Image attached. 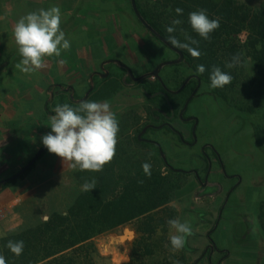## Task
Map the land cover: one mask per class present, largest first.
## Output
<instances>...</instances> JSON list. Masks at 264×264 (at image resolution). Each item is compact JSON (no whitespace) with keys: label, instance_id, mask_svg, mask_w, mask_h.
I'll use <instances>...</instances> for the list:
<instances>
[{"label":"rangeland","instance_id":"obj_1","mask_svg":"<svg viewBox=\"0 0 264 264\" xmlns=\"http://www.w3.org/2000/svg\"><path fill=\"white\" fill-rule=\"evenodd\" d=\"M137 2L151 19H155L162 12L164 0ZM238 2L257 9L264 0ZM65 7H78L80 21L78 25H73L74 36L65 35L71 47L62 52L67 61L72 58L81 60L74 63L62 79L63 89L69 88L71 91L70 87L77 85L75 102L79 99L80 103L83 100L94 101L96 98L112 99L114 93L123 102L140 99L142 106H139V111L144 113L140 118L143 121L141 124L158 125L160 122L155 120V116L162 114L158 111L151 113V110H167L165 100L159 95L153 99L147 95L141 97L145 84H157L154 76L134 82L133 91L122 90L121 88L126 87L125 72L116 64H108V75L96 78L95 91L86 97L90 88L89 79L95 71L104 73L100 65L109 59L120 60L130 67L135 76H141L163 62L175 60L176 54L141 24L130 0H65ZM246 38L247 33L243 32L241 42H245ZM73 52L76 53L75 57ZM83 52L85 55L77 57ZM253 69V64L248 61L243 70L245 82L246 78L253 75ZM190 75L192 71L186 62L165 66L161 71L164 82L173 90ZM56 82L49 80L50 94L46 102L49 111L54 112L57 105L63 104L78 107L80 103L75 105L68 99L72 96L61 97L54 93L58 92L54 89ZM188 96L189 94L186 97ZM186 97L177 99L178 111ZM187 114L198 120L195 145H186L165 129L151 131L147 138L161 144L173 168L190 172L197 170L202 181L208 178V184L203 185L194 174L188 175L185 186L177 192L169 210L154 214L156 221L163 220V224L158 226L153 235H144L143 222L136 220L96 237L93 241L101 256L106 259L105 264H176L177 261L179 264H263V238L254 230L249 232L247 224L248 221H256L261 208H264V148L257 143L255 135L258 118L250 113L240 112L216 98L212 95V87L204 83H201L196 97L190 102ZM171 123L183 133L186 141L192 140V124H185L178 119ZM49 126L50 122L43 121L42 133L46 128L51 132ZM40 131L39 129L37 134ZM207 145L210 146L207 153L212 162L209 169L203 153V147ZM214 152L218 154L220 162ZM72 188L69 184L65 192L61 189V194H76L78 190L73 191ZM54 194L53 191L45 193L43 200L35 199L31 205L21 207L13 214L7 207L1 208L0 228L5 222L13 225L14 229L29 220L40 224L47 220L45 217L49 218L55 212L65 213L69 207L58 205L61 200L53 198ZM66 202H70V199ZM35 203L36 207H33ZM170 219L190 223L194 232V235L187 238L185 247L175 252L170 244V235L175 234V230L167 223ZM126 229L133 233L132 237L127 236ZM209 238L219 250L229 251L227 259L223 258L222 252L210 250L212 243Z\"/></svg>","mask_w":264,"mask_h":264},{"label":"trees","instance_id":"obj_2","mask_svg":"<svg viewBox=\"0 0 264 264\" xmlns=\"http://www.w3.org/2000/svg\"><path fill=\"white\" fill-rule=\"evenodd\" d=\"M137 5L142 16L166 40L169 35L166 28L173 19H180L183 23L176 26L174 33L177 39L186 42L184 33L180 31L182 28L187 35L199 41V51L202 53L199 58L180 49L192 71L187 95L200 82L210 86L209 76L214 65L233 77L232 82L223 88H212V95L238 111L258 118L256 141L264 148V2L257 9H251L238 0H164L162 12L155 19H151L138 2ZM176 8L183 9V15L177 16ZM200 9H206L210 19L219 18L220 21V27L211 33L210 40L199 37L188 21L189 13ZM243 32L247 33V38L242 43L240 36ZM236 54H242L240 65L227 68L226 63ZM248 61L254 69L253 75L245 82L243 70ZM200 64L206 67L203 75L196 73V67ZM124 83L126 86L134 84L126 80ZM162 90V84L158 82H148L143 88L151 99ZM181 93V96H187L185 91ZM170 101L172 104L178 103L177 100ZM145 126L141 122H119L115 158L102 172L77 170L75 178L81 186L86 180L95 178L96 188L90 192L82 191L65 213L55 212L36 226L1 238L0 255L5 257L7 264H105L106 259L93 241L96 237L136 220L143 222L144 235H153L163 224V220L156 221L154 214L169 210L171 201L185 186L186 177L194 174L197 178L198 173L197 170L190 172L173 168L167 157L166 160L162 157L158 141L144 135L140 137ZM153 128L155 131L165 129L183 142V134L171 125L169 128ZM46 151H41L39 158ZM215 155L219 159L218 154ZM145 162L152 166L150 177L143 172ZM34 165L29 163L19 174L0 182V190L12 187L23 179ZM247 224L248 231L261 234L264 241V208H261L256 221H248ZM209 239L212 243L210 250L222 252L223 258L227 259L229 251L219 250ZM10 240L24 242L20 256L17 257L6 247Z\"/></svg>","mask_w":264,"mask_h":264},{"label":"crops","instance_id":"obj_3","mask_svg":"<svg viewBox=\"0 0 264 264\" xmlns=\"http://www.w3.org/2000/svg\"><path fill=\"white\" fill-rule=\"evenodd\" d=\"M53 6L60 8V26L65 35L74 36L73 25L79 24L80 10L78 7L66 8L65 0H0V182L19 174L23 167L30 163L28 160L43 149L41 138L49 133L48 128L42 133L43 121L50 122V116L55 114L49 111L46 103L50 94L49 80L57 81L54 88L58 91L54 92L56 95L72 96L68 99L73 104L80 103L78 98L75 102V95H78L77 85L70 87L71 91L69 88L64 90L62 81L74 63L81 60L80 58L67 61L62 52L60 57L46 58L47 67L31 74L22 73L16 68L21 57L13 37L15 23L29 12L41 8L47 10ZM73 55L75 57L76 53L73 52ZM80 55H85V52L78 54L77 57ZM121 89L133 91L134 87L126 86ZM114 94L112 99L96 98L94 101L108 102L119 122H143L140 119L144 116V113L139 111V106H142L140 99L123 102L118 94L116 96ZM141 97H146L143 90ZM39 129L41 131L37 134ZM77 170H71L63 164L60 157L47 150L35 162L28 175L18 180L12 187L0 190V209L7 207L13 214L17 209L27 207V204L31 205L35 199L43 200L44 194L50 191L55 193L53 198L61 200L58 205L70 207L82 192V186L75 178ZM69 184L73 191L78 192L72 195L61 194V189L65 192ZM69 199L70 202L67 203ZM36 203L33 207H36ZM8 223L5 222L1 226L0 239L38 224L29 220L14 229V226Z\"/></svg>","mask_w":264,"mask_h":264},{"label":"clouds","instance_id":"obj_4","mask_svg":"<svg viewBox=\"0 0 264 264\" xmlns=\"http://www.w3.org/2000/svg\"><path fill=\"white\" fill-rule=\"evenodd\" d=\"M175 12L177 16L183 15L181 8H176ZM188 21L192 30L203 40H210L211 33L220 27L219 18L210 19L206 9L189 13ZM182 23L180 19L172 20L171 25L166 28L169 34L167 40L175 48L184 49L192 57L199 58L202 53L199 51L198 40L187 35L182 28L180 31L184 33L186 42H181L174 35L176 26ZM60 25L61 12L57 6L47 10L41 8L22 16L13 27L14 41L21 57L16 68L22 73L31 74L47 67L46 58L60 57L62 50L67 51L71 44ZM241 55H234L225 66L231 69L240 65ZM205 71L204 65H197V75H203ZM209 79L210 87L216 89L230 84L233 77L214 65ZM54 112L55 114L49 118L51 132L41 138L43 146L49 153L60 157L63 164L73 171L78 169L102 172L115 158L118 143L119 121L116 114L111 111L109 103L83 101L75 108L63 104L57 105ZM151 167L147 162L142 165L143 172L148 177L151 176ZM96 184L95 178L86 180L82 185V191L90 192L96 188ZM167 223L175 230V234L170 235L172 250L175 252L183 249L187 238L194 235L191 224L181 222L179 219H170ZM6 247L18 257L23 253L24 242L10 240ZM0 264H7L3 255H0Z\"/></svg>","mask_w":264,"mask_h":264},{"label":"flooded vegetation","instance_id":"obj_5","mask_svg":"<svg viewBox=\"0 0 264 264\" xmlns=\"http://www.w3.org/2000/svg\"><path fill=\"white\" fill-rule=\"evenodd\" d=\"M163 44V43H162ZM166 46V45H165ZM167 47V46H166ZM167 48H169V47H167ZM169 50H171V51H173L175 54H176V58H175V60L176 59H178L179 58V56H178V54L174 51V50H172V49H170L169 48ZM116 60H118V59H109V60H106V61H104V62H102L101 63V65H100V68H101V70H103L104 71V73H102V72H100V71H95V72H93L92 74H91V76H90V88H89V90H88V92H87V94H86V96H89V95H91L94 91H95V85H94V82H95V79L96 78H103V77H105V73L106 72H108L107 71V69H106V67L108 66V64H116V65H118V66H120L121 67V65L119 64V63H117V62H115ZM118 61H120V60H118ZM121 62V61H120ZM185 62V57H184V59H183V61H182V63H184ZM182 63H180V64H182ZM124 64V63H123ZM129 67V66H128ZM122 69H123V71L125 72V80L126 81H131L132 83L133 82H136L135 80H132L131 78H130V76H129V74H128V72H127V70L126 69H124L123 67H121ZM130 68V67H129ZM132 71V70H131ZM162 71V70H161ZM133 73V72H132ZM134 75V74H133ZM143 75V74H142ZM93 76V77H92ZM160 76H161V72H160ZM134 77H139V76H135L134 75ZM189 77H192L191 75L189 76ZM189 77H187L186 79H185V81L189 78ZM161 78H162V76H161ZM91 79H93V89H91V87H92V85H91ZM156 80H157V82L158 83H160V84H162V88H163V90L162 91H159V96H161L162 98H163V100H165V102H166V107H167V110H163V109H160V108H153L152 110H151V113H155L156 111H158V112H161V114L162 115H157V116H155V120H157V121H159L160 123L158 124V125H156V124H153V123H147L146 124V126L145 127H149L148 128V130H151V131H155V128H153V127H158V128H164V127H166V128H169V126L171 125V126H173L172 125V123L171 122H174V121H176L177 119L178 120H180L181 122H184L185 124H187V123H189V124H192V131H191V136H192V140L191 141H186L185 139H183V143H185L186 145H188V146H193V145H195L196 143H197V141H195V138H194V134H193V126H194V123L196 122V120H197V118L196 117H194V116H190V115H188L187 114V111H188V108H187V110L184 112V114H183V116L181 117L180 116V114H181V112H182V110H183V108H184V105H185V103H186V101L188 100V98L191 96V94L193 93V92H191V94L186 98V100H185V102H184V104H183V106L181 107V109L178 111V109H177V103H175V104H172L171 103V101L170 100H177V99H180L181 97H183V96H181V92H183V91H185V94L187 95V90L189 89H187V86L190 84V81H191V79H190V81L186 84V86L179 92V93H176L179 89H180V87L185 83V81L181 84V86L178 88V89H176V90H173V89H171V88H169L167 85H166V83L164 82V80H163V78H162V81L163 82H161L159 79H157L156 78ZM196 94H197V92H196ZM195 94V95H196ZM189 107V106H188ZM162 117H163V119H162ZM193 118V119H192ZM188 119H190V120H188ZM197 122H198V120H197ZM144 127V128H145ZM174 127V126H173ZM175 128V127H174ZM177 131H179L177 128H175ZM146 131V133H144L143 135L147 138V134L149 133V131ZM161 130V129H160ZM150 131V132H151ZM157 131V130H156ZM179 132H181V131H179ZM182 133V132H181ZM183 134V133H182ZM183 138H184V136H183ZM210 148V146H205V147H203V153L205 154V162H206V164H207V167H208V169L211 167L210 165H211V158H210V156H208V153H207V150ZM215 154V153H214ZM215 157H216V159H217V161H219L220 162V160L218 159V157L215 155ZM197 173H198V171H197ZM209 173V172H208ZM198 176H199V173H198ZM200 182H202V184L203 185H207L208 184V178L206 177V178H204V180L202 181L201 180V178H200V176H199V179H198Z\"/></svg>","mask_w":264,"mask_h":264},{"label":"water","instance_id":"obj_6","mask_svg":"<svg viewBox=\"0 0 264 264\" xmlns=\"http://www.w3.org/2000/svg\"><path fill=\"white\" fill-rule=\"evenodd\" d=\"M131 1V5H132V8H133V11H134V13H135V15L137 16V18H138V20L141 22V24L148 30V31H150L160 42H162L164 45H166L167 47H169L170 49H172V50H174L177 54H178V56H179V58L178 59H176V60H172V61H167V62H163V63H161V64H159L154 70H152L151 72H148V73H145V74H143V75H141V76H139V77H134V75H133V73H132V71H131V69L128 67V66H126L125 64H123L122 62H120V61H118V60H116L115 62H117V63H119L120 65H121V67H123L124 69H126L127 70V72H128V74H129V76H130V78L132 79V80H135V81H140V80H143V79H145V78H148V77H150V76H154L155 78H157V79H159L161 82H163L162 81V78H161V76H160V72H161V70L163 69V67H165V66H174V65H179L180 63H182V61H183V59H184V53L180 50V49H178V48H175L174 46H172L160 33H158L148 22H147V20L142 16V14H141V12H140V10H139V8H138V5H137V1L136 0H130ZM108 75V72H106L105 73V76H107ZM93 77V76H92ZM192 77H189L186 81H185V83L180 87V89L176 92V93H179L185 86H186V84L190 81V79H191ZM91 85H92V87H91V89H93V79H91ZM200 85H201V82L199 83V85H198V87L193 91V93L191 94V96L188 98V100L186 101V103H185V105H184V108H183V110H182V112H181V114H180V116L182 117L183 116V114H184V112L187 110V108H188V106H189V104H190V102L192 101V99H193V97L195 96V94H196V92L198 91V89H199V87H200ZM87 97V96H86ZM193 119V118H192ZM188 120H190V119H188ZM197 126H198V122H197V120H196V122L194 123V126H193V134H194V138H195V141H197V138H196V129H197ZM148 128L149 127H145L143 130H142V132H141V134H140V137L144 134V133H146V131L148 130ZM159 148H160V150H161V155H162V157L164 158V160H166V155L164 154V152L162 151V147L161 146H159ZM46 150V148L45 147H43V149L41 150V151H45ZM41 151L33 158V160L30 162V164H33V163H35L37 160H38V158H39V156H40V154H41ZM197 178L199 179V176H198V174H197ZM125 232H127V236H133V233L130 231V230H128V229H126L125 230ZM124 232V233H125ZM126 236V237H127Z\"/></svg>","mask_w":264,"mask_h":264}]
</instances>
